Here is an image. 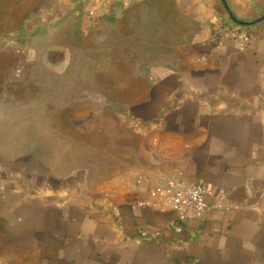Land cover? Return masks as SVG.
Wrapping results in <instances>:
<instances>
[{
	"label": "crops",
	"instance_id": "0c3cea01",
	"mask_svg": "<svg viewBox=\"0 0 264 264\" xmlns=\"http://www.w3.org/2000/svg\"><path fill=\"white\" fill-rule=\"evenodd\" d=\"M149 2L32 0L8 18L24 1L0 0V23H14L0 37L14 39L9 52L22 64L59 30L85 33ZM170 2L190 30L189 66L153 68L112 111L110 148H96L117 151L123 131L124 156L72 171L68 148L58 168L37 142L24 152L10 136L22 125L0 119V264H264V20L247 27L245 48L228 31L210 42L215 24L234 23L230 14L264 17V0ZM173 180L203 185L222 207L202 220L188 211L176 234L162 191ZM141 232L159 236L139 241Z\"/></svg>",
	"mask_w": 264,
	"mask_h": 264
},
{
	"label": "rangeland",
	"instance_id": "374dc122",
	"mask_svg": "<svg viewBox=\"0 0 264 264\" xmlns=\"http://www.w3.org/2000/svg\"><path fill=\"white\" fill-rule=\"evenodd\" d=\"M23 1L17 11L15 5L8 7V18L11 12L28 13L32 0ZM1 23L0 31L14 27L10 21ZM54 35L53 44L26 53L22 64L9 52L14 39L0 37V119L9 127L22 125L19 135L6 136L22 139L24 152L37 142L41 158L58 160L61 168L63 149L69 148L70 169L85 162L91 170L96 157L125 155L123 131L117 151L96 146L110 148L111 113L123 110L128 95L136 94V85L159 65L189 66L190 30L176 17L170 0H150L85 33L72 27Z\"/></svg>",
	"mask_w": 264,
	"mask_h": 264
},
{
	"label": "built area",
	"instance_id": "2783aa9c",
	"mask_svg": "<svg viewBox=\"0 0 264 264\" xmlns=\"http://www.w3.org/2000/svg\"><path fill=\"white\" fill-rule=\"evenodd\" d=\"M226 31L230 32L239 41L242 48H245L251 40V34L247 27L239 26L232 22H220L213 26L210 42L214 44L219 43L221 34ZM162 191L175 213V219L170 227L176 234L184 232V219L188 211L192 212L194 219L202 220L210 210L222 207L220 203H209L208 197L210 196V191L198 183L190 184L173 180L169 181ZM218 200L222 201V198ZM158 236L159 233L148 235L145 232H141L138 240L153 241Z\"/></svg>",
	"mask_w": 264,
	"mask_h": 264
},
{
	"label": "water",
	"instance_id": "95a60500",
	"mask_svg": "<svg viewBox=\"0 0 264 264\" xmlns=\"http://www.w3.org/2000/svg\"><path fill=\"white\" fill-rule=\"evenodd\" d=\"M230 17L236 25L243 26V27H251L264 20V17H262L261 19L256 20V21H240L236 19L232 14H230Z\"/></svg>",
	"mask_w": 264,
	"mask_h": 264
},
{
	"label": "trees",
	"instance_id": "16d2710c",
	"mask_svg": "<svg viewBox=\"0 0 264 264\" xmlns=\"http://www.w3.org/2000/svg\"><path fill=\"white\" fill-rule=\"evenodd\" d=\"M178 242V241H177ZM180 242V241H179ZM183 242V241H182Z\"/></svg>",
	"mask_w": 264,
	"mask_h": 264
}]
</instances>
